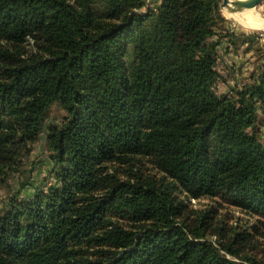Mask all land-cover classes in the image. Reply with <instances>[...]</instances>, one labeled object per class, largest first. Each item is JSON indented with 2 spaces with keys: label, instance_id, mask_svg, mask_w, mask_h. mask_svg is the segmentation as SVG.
<instances>
[{
  "label": "trees",
  "instance_id": "obj_1",
  "mask_svg": "<svg viewBox=\"0 0 264 264\" xmlns=\"http://www.w3.org/2000/svg\"><path fill=\"white\" fill-rule=\"evenodd\" d=\"M219 1L0 0V183L44 130L56 165L0 212V264H244L206 238L213 210L189 224L174 192L264 211V70L212 91ZM55 103L66 116L45 124ZM141 156L160 180L109 171Z\"/></svg>",
  "mask_w": 264,
  "mask_h": 264
},
{
  "label": "rangeland",
  "instance_id": "obj_2",
  "mask_svg": "<svg viewBox=\"0 0 264 264\" xmlns=\"http://www.w3.org/2000/svg\"><path fill=\"white\" fill-rule=\"evenodd\" d=\"M161 0H143V4L136 10L146 12L156 10ZM215 17L214 33L209 41L215 42L217 60L215 70L216 80L211 89L216 95L235 94L237 89L252 83L264 70V29L246 27L234 18L228 16L223 7ZM256 7L264 16V0ZM28 51H34L33 46L27 44ZM66 116V111L59 104H52L47 113L45 124H58ZM255 131L264 144V114L258 110ZM131 162H109V171L120 179L135 181L134 175H149L160 180L162 172L150 162L147 157H137ZM53 164L51 151L47 147L46 130L42 131L36 140L25 146L19 155L16 168L11 170L3 182L0 183V212L9 208V200L16 193L18 198L32 196L35 190L46 189L52 182L51 169ZM133 171V172H132ZM166 181H170L166 177ZM174 192L188 208L181 218L189 224H194L198 212L206 209L213 210L212 225L208 229L206 238L212 240L219 247L228 245L236 251L231 258L248 261L238 257H250L256 262L264 263V211L248 213L233 205L226 194L194 198L186 192L174 188ZM248 231V232H246Z\"/></svg>",
  "mask_w": 264,
  "mask_h": 264
},
{
  "label": "bare ground",
  "instance_id": "obj_3",
  "mask_svg": "<svg viewBox=\"0 0 264 264\" xmlns=\"http://www.w3.org/2000/svg\"><path fill=\"white\" fill-rule=\"evenodd\" d=\"M225 13L234 18L240 24L254 29H264V16L261 10L255 6L245 7L240 10L231 11L227 7H223Z\"/></svg>",
  "mask_w": 264,
  "mask_h": 264
},
{
  "label": "water",
  "instance_id": "obj_4",
  "mask_svg": "<svg viewBox=\"0 0 264 264\" xmlns=\"http://www.w3.org/2000/svg\"><path fill=\"white\" fill-rule=\"evenodd\" d=\"M262 0H221L220 7H227L231 11L257 5Z\"/></svg>",
  "mask_w": 264,
  "mask_h": 264
}]
</instances>
